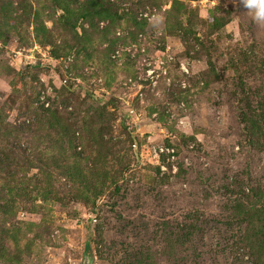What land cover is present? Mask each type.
Returning <instances> with one entry per match:
<instances>
[{"label":"rangeland","instance_id":"rangeland-1","mask_svg":"<svg viewBox=\"0 0 264 264\" xmlns=\"http://www.w3.org/2000/svg\"><path fill=\"white\" fill-rule=\"evenodd\" d=\"M254 16L0 0V264H264Z\"/></svg>","mask_w":264,"mask_h":264},{"label":"clouds","instance_id":"clouds-1","mask_svg":"<svg viewBox=\"0 0 264 264\" xmlns=\"http://www.w3.org/2000/svg\"><path fill=\"white\" fill-rule=\"evenodd\" d=\"M244 6L255 9V20L264 23V0H243Z\"/></svg>","mask_w":264,"mask_h":264},{"label":"built area","instance_id":"built-area-1","mask_svg":"<svg viewBox=\"0 0 264 264\" xmlns=\"http://www.w3.org/2000/svg\"><path fill=\"white\" fill-rule=\"evenodd\" d=\"M87 261V259L85 260V262ZM94 261V260H93ZM84 264H88V263H84ZM91 264H94V262H92Z\"/></svg>","mask_w":264,"mask_h":264}]
</instances>
